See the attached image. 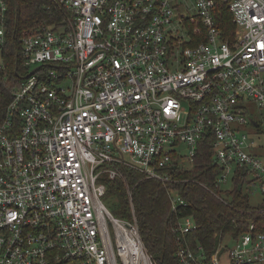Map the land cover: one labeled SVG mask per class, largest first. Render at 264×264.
<instances>
[{"label":"built area","instance_id":"obj_1","mask_svg":"<svg viewBox=\"0 0 264 264\" xmlns=\"http://www.w3.org/2000/svg\"><path fill=\"white\" fill-rule=\"evenodd\" d=\"M185 1L49 0L57 16L21 35L25 73L0 122V264H158L127 169L162 182L172 213L188 205L177 185L190 181L222 200L215 190L245 173L250 194L264 196V159L242 129L264 122V0H222L233 39L215 0ZM185 3L196 11L184 14ZM7 17L0 0V44ZM207 134L212 188L178 177ZM106 178L125 184L131 218L110 211ZM196 227L192 215L177 219L182 264H264L255 221L208 258L187 240ZM227 235L234 245L222 247Z\"/></svg>","mask_w":264,"mask_h":264},{"label":"trees","instance_id":"obj_2","mask_svg":"<svg viewBox=\"0 0 264 264\" xmlns=\"http://www.w3.org/2000/svg\"><path fill=\"white\" fill-rule=\"evenodd\" d=\"M8 17L6 23V40L0 44L4 70L0 71V122L7 112V106L13 98V90L23 79L25 70L20 58L19 38L28 30H35L52 22L57 16L47 8L49 0H6ZM215 20L223 36L233 39L235 23L232 14L222 0H215ZM201 38V37H200ZM196 39V43L200 41ZM18 65V67H17ZM212 137L207 134L199 146V153L194 158V168L189 171L193 177L210 188L214 187V179L218 168L211 165L213 149ZM126 173L134 190L135 214H137L139 230L144 245L158 264H182L176 254L178 247V230L176 222L183 216H193L197 227L187 236L193 246L201 245L208 258L219 246L226 234L238 238L246 231L251 221H255L264 230V198L258 204L252 203V195L245 191V173L237 175L229 194L232 199L220 200L198 182L177 185L188 205L179 211L171 212V202L167 189L159 180L146 179L134 170ZM240 174V172H239ZM107 192L104 200H109L110 211L120 218H131V206L125 184L119 179H105ZM216 191L222 192L220 189ZM264 197V196H263ZM118 199L117 206L114 205ZM114 201V202H113ZM263 225V226H260Z\"/></svg>","mask_w":264,"mask_h":264},{"label":"rangeland","instance_id":"obj_3","mask_svg":"<svg viewBox=\"0 0 264 264\" xmlns=\"http://www.w3.org/2000/svg\"><path fill=\"white\" fill-rule=\"evenodd\" d=\"M185 2L186 3L189 2L191 4L192 3V0H186ZM186 3H185V6H187V7L184 8V9H182V12L184 14H185V12H186V14H189L190 12L193 13L194 11H196L194 9H191L192 6L191 5H188ZM180 34L183 37H185L184 31L181 30L180 31ZM252 109H253V112H254L253 113V116L257 117L256 115L258 114V109H257V107H256L255 104L252 106ZM242 129H243L244 132H247L248 133V135L250 136V141H253L252 148H255V150L264 159V122L261 123V126L260 127H255L252 124L251 125L244 124V125H242ZM193 168L194 167L189 168V169L185 170L184 172H181L178 177L179 178H190L189 176H185V175H188L189 174V171H191ZM251 177L252 176H249V178H251ZM231 189H232V185H230L228 183V184H224L222 186V188L220 189L222 192H218L216 190H215V192H216V194H218L221 197H224L226 199H232V196L229 194V190H231ZM245 191L248 192L246 185H245ZM216 197L219 198L218 196H216ZM263 198L264 197H263V195H261V192H260V194L258 192L255 193L254 196L252 197V203H253V205L262 202ZM222 200L224 201L225 199H222ZM107 203H108V205L110 204L109 200L107 201ZM117 204H118V199H115L114 205L117 206ZM220 244L222 245V247L224 245H228L229 247H231V246L234 245V241L231 239V237L229 235H227ZM227 253H228V250H225L224 251V256H226Z\"/></svg>","mask_w":264,"mask_h":264},{"label":"water","instance_id":"obj_4","mask_svg":"<svg viewBox=\"0 0 264 264\" xmlns=\"http://www.w3.org/2000/svg\"><path fill=\"white\" fill-rule=\"evenodd\" d=\"M17 67H18V65H17Z\"/></svg>","mask_w":264,"mask_h":264}]
</instances>
